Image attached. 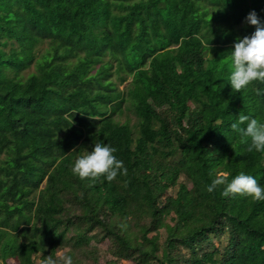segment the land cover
Returning a JSON list of instances; mask_svg holds the SVG:
<instances>
[{
    "label": "trees",
    "instance_id": "16d2710c",
    "mask_svg": "<svg viewBox=\"0 0 264 264\" xmlns=\"http://www.w3.org/2000/svg\"><path fill=\"white\" fill-rule=\"evenodd\" d=\"M251 11L264 24V0H0V264H264V201L206 190L264 187L231 129L264 123V83H229ZM95 143L127 174L74 176Z\"/></svg>",
    "mask_w": 264,
    "mask_h": 264
},
{
    "label": "clouds",
    "instance_id": "9594fccd",
    "mask_svg": "<svg viewBox=\"0 0 264 264\" xmlns=\"http://www.w3.org/2000/svg\"><path fill=\"white\" fill-rule=\"evenodd\" d=\"M246 23L255 27L251 36L238 38L231 51L232 71L229 79L233 93L241 92L254 81L264 83V24L261 23L255 11H251L246 17ZM261 92L257 90V95ZM246 127H241L245 125ZM231 129L241 137L242 143H251L248 152L255 150L264 153V123L248 115L240 114L238 121L231 124ZM116 148L107 144L95 143L91 151L77 158L71 168L74 176L80 180L91 179L93 182H103L105 178L112 182L119 174H127L123 161L118 160L114 153ZM211 175V174H210ZM225 186L221 195L223 197H249L254 201H264V187L257 180L241 172L231 182H227L225 175H218L207 186V191L212 193L219 186ZM42 264H73L71 255H61L54 259L46 256Z\"/></svg>",
    "mask_w": 264,
    "mask_h": 264
},
{
    "label": "rangeland",
    "instance_id": "374dc122",
    "mask_svg": "<svg viewBox=\"0 0 264 264\" xmlns=\"http://www.w3.org/2000/svg\"><path fill=\"white\" fill-rule=\"evenodd\" d=\"M44 45H45V44H43V46H44ZM33 69H34V64H31V66H30L29 68H27L26 71H30V70H33ZM125 83H126V82L122 83V84L120 85V87L124 86Z\"/></svg>",
    "mask_w": 264,
    "mask_h": 264
}]
</instances>
